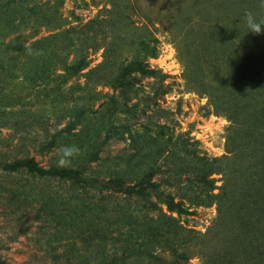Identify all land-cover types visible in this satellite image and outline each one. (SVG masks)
<instances>
[{
	"label": "rangeland",
	"instance_id": "374dc122",
	"mask_svg": "<svg viewBox=\"0 0 264 264\" xmlns=\"http://www.w3.org/2000/svg\"><path fill=\"white\" fill-rule=\"evenodd\" d=\"M245 12L264 20L260 0H0V264H264Z\"/></svg>",
	"mask_w": 264,
	"mask_h": 264
},
{
	"label": "clouds",
	"instance_id": "9594fccd",
	"mask_svg": "<svg viewBox=\"0 0 264 264\" xmlns=\"http://www.w3.org/2000/svg\"><path fill=\"white\" fill-rule=\"evenodd\" d=\"M262 6H264V0H260ZM242 22L248 29V33L254 35H264V20L257 19V16L252 12H245L242 17ZM80 149L75 146H65L60 151V157L57 161L60 167H65L71 163V159L78 155Z\"/></svg>",
	"mask_w": 264,
	"mask_h": 264
},
{
	"label": "trees",
	"instance_id": "16d2710c",
	"mask_svg": "<svg viewBox=\"0 0 264 264\" xmlns=\"http://www.w3.org/2000/svg\"><path fill=\"white\" fill-rule=\"evenodd\" d=\"M140 71L143 75H147V76L154 74V72H152L151 70H146L145 68L140 69ZM22 164H23V166L28 167L30 170H36V167L32 164L31 160L25 161ZM18 166H21V163H19V164L14 163L11 168L15 169ZM37 170H40V169H37ZM169 208L172 210L171 206H169Z\"/></svg>",
	"mask_w": 264,
	"mask_h": 264
}]
</instances>
